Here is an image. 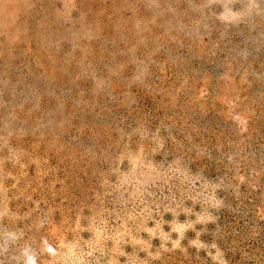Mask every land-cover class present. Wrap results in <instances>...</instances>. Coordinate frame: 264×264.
<instances>
[{
  "label": "rangeland",
  "instance_id": "374dc122",
  "mask_svg": "<svg viewBox=\"0 0 264 264\" xmlns=\"http://www.w3.org/2000/svg\"><path fill=\"white\" fill-rule=\"evenodd\" d=\"M0 264H264V0H0Z\"/></svg>",
  "mask_w": 264,
  "mask_h": 264
}]
</instances>
